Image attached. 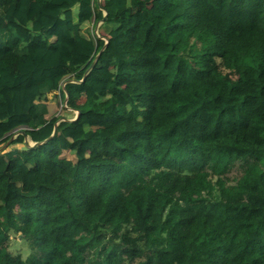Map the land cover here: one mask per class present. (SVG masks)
<instances>
[{"label":"trees","instance_id":"trees-1","mask_svg":"<svg viewBox=\"0 0 264 264\" xmlns=\"http://www.w3.org/2000/svg\"><path fill=\"white\" fill-rule=\"evenodd\" d=\"M0 27V144L15 123L44 138L0 151V264H264V0H0Z\"/></svg>","mask_w":264,"mask_h":264},{"label":"rangeland","instance_id":"rangeland-1","mask_svg":"<svg viewBox=\"0 0 264 264\" xmlns=\"http://www.w3.org/2000/svg\"><path fill=\"white\" fill-rule=\"evenodd\" d=\"M149 1V0H147ZM99 22V21H98ZM97 23V22H96ZM95 23V24H96ZM94 24V25H95ZM83 29L84 34H88L92 36V32L95 34V27L93 28V25L87 24ZM93 28V30L91 29ZM23 39V38H22ZM189 41L191 42L190 47L187 49L186 52H183L185 54V57L188 59V61L193 65L196 66V63L194 61V57L196 55H199L203 52V46L195 41L193 38H190ZM86 63L85 60H83ZM79 66V65H78ZM78 66H72L70 67V73H68L65 78H71L73 73L72 71L76 69ZM82 67V65H81ZM220 71L223 73L225 78L229 81H234L237 78V73L233 70H228L223 68L222 66L219 65ZM111 74H106L101 80H98L97 82L93 83L92 85L89 86H84L79 90V97L76 99L77 104H85L87 103V99L89 97H98L99 95L103 94L105 91H108L111 87L112 83V78ZM73 81V79L71 80ZM64 80H62L61 86H63ZM114 96V95H113ZM121 101H124L121 97H119ZM50 101L53 102L52 104V109L50 111V115L53 113L55 116L59 115L62 116V118L65 119H72L74 118L76 112L74 109H71L68 107L67 103H64V100H62L58 93L55 92L54 94L52 93L51 97L49 98ZM66 106V107H65ZM133 110L129 111V114H132ZM37 128H30L29 125L24 124V123H15L11 124L10 129L8 131L6 141L2 144H0V149L5 146L2 150L3 151H8L10 149H17L18 151L24 150L25 143L27 142L29 145L33 144L35 142L42 143L44 141V138L42 140L37 141L36 140V134L34 133ZM20 131L19 133L17 131ZM33 133H28V132ZM22 133H26V136H24ZM22 139L21 140V137ZM7 144V145H6ZM1 150V151H2ZM61 156L66 157L67 159H70L71 161L74 160V155L71 154V152L68 151H63L61 153ZM121 163V162H118ZM123 164V163H121ZM254 168V165H251V169ZM230 177L235 176L237 177L238 175V169L237 168H232L230 173ZM231 180L227 181V184L231 183ZM7 240L5 242L7 250L12 254V255H19L22 259H26L31 256H39V252L30 244V242L25 239L19 232H15L13 230H8L7 232ZM135 262V260L133 261Z\"/></svg>","mask_w":264,"mask_h":264},{"label":"crops","instance_id":"crops-1","mask_svg":"<svg viewBox=\"0 0 264 264\" xmlns=\"http://www.w3.org/2000/svg\"><path fill=\"white\" fill-rule=\"evenodd\" d=\"M97 1L99 2V0H97ZM84 6H85V3L80 2L79 4H77V5L73 8V12L76 13L77 10H78V8H81V7H84ZM107 9L109 10L110 7L107 6ZM102 13H103V15H105V14L107 13V11H106L105 9H102ZM91 24H92V23H90L89 26H90ZM10 26L16 31V33H17L18 35H20V36L23 38V40H25V39L27 38V36H28L29 33H28V30H27L26 28H23V27H21V26H19V25H16L15 23H10ZM86 26H88V25H85V26L83 27V29H84ZM94 27H95V28H94ZM93 28H94L96 31H100L101 33L105 34V32L103 31V25H102V22H101V21L97 22V23L93 26ZM93 28H91V29H93ZM6 30H7V27H0V33L4 32V31H6ZM47 43H48V40L45 39V38L43 37L42 34L37 33V34H33V35H32V37H31V39L29 40V42L27 43V45L30 46V48H32V49H33L34 51H36V52H42V51L45 50ZM62 44H63V45L71 46V45H72V41H71L70 39H66V38L62 37ZM52 93L54 94L55 92H49V93H47V94L45 95V97H46V103H47V105H48V107H49V114H48L49 117H50V116H54L53 113L50 115V111L53 110V109L51 108L53 102L49 100V98L51 97ZM75 116H76V114H75ZM75 116H74V117H75Z\"/></svg>","mask_w":264,"mask_h":264},{"label":"water","instance_id":"water-1","mask_svg":"<svg viewBox=\"0 0 264 264\" xmlns=\"http://www.w3.org/2000/svg\"><path fill=\"white\" fill-rule=\"evenodd\" d=\"M105 18V15H104V17H103V19ZM94 62V61H93ZM89 70V69H88ZM78 113V111L76 110V114ZM55 129V128H54ZM24 136H26V133H22ZM39 143L38 142H35V143H33V144H28L27 142L25 143V146H29V147H31V146H34V145H38ZM7 145V144H6ZM5 146H3L1 149H0V151L4 148Z\"/></svg>","mask_w":264,"mask_h":264},{"label":"built area","instance_id":"built-area-1","mask_svg":"<svg viewBox=\"0 0 264 264\" xmlns=\"http://www.w3.org/2000/svg\"><path fill=\"white\" fill-rule=\"evenodd\" d=\"M96 31V30H95ZM96 34H97V31L95 32ZM63 85H64V83H63ZM66 102V99L64 100V103ZM66 107V106H65ZM67 108H69V107H67ZM75 111V110H74ZM73 119V118H72ZM72 119H68V120H72ZM59 120H64L62 117L59 119ZM18 133L20 132L19 130L17 131Z\"/></svg>","mask_w":264,"mask_h":264},{"label":"clouds","instance_id":"clouds-1","mask_svg":"<svg viewBox=\"0 0 264 264\" xmlns=\"http://www.w3.org/2000/svg\"><path fill=\"white\" fill-rule=\"evenodd\" d=\"M105 42H106V40H105ZM75 112H76V110H75ZM75 117H76V116H75ZM75 117H74V118H75ZM74 118H73V119H74Z\"/></svg>","mask_w":264,"mask_h":264}]
</instances>
